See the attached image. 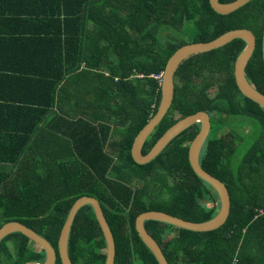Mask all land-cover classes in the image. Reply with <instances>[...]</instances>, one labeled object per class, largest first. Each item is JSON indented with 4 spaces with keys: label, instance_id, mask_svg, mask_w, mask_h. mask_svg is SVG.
Returning a JSON list of instances; mask_svg holds the SVG:
<instances>
[{
    "label": "trees",
    "instance_id": "16d2710c",
    "mask_svg": "<svg viewBox=\"0 0 264 264\" xmlns=\"http://www.w3.org/2000/svg\"><path fill=\"white\" fill-rule=\"evenodd\" d=\"M82 12L84 19L65 25L63 68L26 69L19 88L26 106L8 107L12 133L0 136V229L19 223L32 230L50 242L62 264L58 241L70 208L80 197H94L113 233L115 264H158L135 230L136 217L158 211L200 223L217 213L219 202L188 163L198 123L148 165L134 162L135 139L160 102L156 76L178 48L248 28L256 44L245 76L264 95V0L227 14L214 11L210 0H103ZM184 26L192 31L188 40L180 33ZM244 47L235 39L179 64L171 106L141 151L145 156L179 119L208 114L199 165L225 185L229 214L209 232L146 221L168 264H264V108L235 84L234 63ZM237 117L257 123L248 140L250 130L234 129ZM105 249L92 207L80 208L68 237L70 261L104 264ZM45 259L28 237L12 234L0 242V264Z\"/></svg>",
    "mask_w": 264,
    "mask_h": 264
},
{
    "label": "water",
    "instance_id": "95a60500",
    "mask_svg": "<svg viewBox=\"0 0 264 264\" xmlns=\"http://www.w3.org/2000/svg\"><path fill=\"white\" fill-rule=\"evenodd\" d=\"M249 1L250 0H235L231 3L222 4L219 3L218 0H210V5L217 13L227 14L244 6ZM235 39H240L245 43V47L236 58L234 63L233 74L235 84L243 96L255 102L261 108H264V95L258 92L255 87L249 83L245 76V67L255 50V36L248 28L231 29V31L220 35L210 42L186 44L178 48L170 56L162 73L160 102L157 111L154 116L145 124L144 128L140 131L133 144L132 158L134 162L138 166H145L155 160L171 143V141L177 138L181 133L194 126V124H200V130L191 142L188 149V163L192 172L214 190L219 202V209L217 213L211 218L207 219V221L200 223L189 222L186 221V219L180 218L178 216L158 211H146L136 217L135 230L143 244L153 254L158 264L168 263L156 241L144 228V223L146 221L161 222L178 229H184L193 232H209L218 229L226 222L230 210V197L225 185L215 177L203 172L199 165L201 150L210 133V121L207 113L200 111L179 119L163 134V136L156 142V144L145 156L141 155V151L146 140L153 133L154 129L158 126L171 106L174 93L173 78L179 64L190 56L207 53L218 49ZM261 53L264 68V29L261 41ZM84 206L92 207L96 222L102 231L106 244V258L104 264H115L116 245L113 233L110 231L108 224L106 223V219L103 215L99 202L95 198L89 196L80 197L70 208V213L58 241L59 255L62 264H72L68 257L69 232L76 213ZM12 234H20L24 237H28L32 242L45 251L46 259L43 263L27 262L25 264H56L57 252L47 239L37 235L32 230L19 223H7L2 225V228L0 229V242L2 239Z\"/></svg>",
    "mask_w": 264,
    "mask_h": 264
},
{
    "label": "crops",
    "instance_id": "0c3cea01",
    "mask_svg": "<svg viewBox=\"0 0 264 264\" xmlns=\"http://www.w3.org/2000/svg\"><path fill=\"white\" fill-rule=\"evenodd\" d=\"M103 0H0V136L12 133L9 106H26L21 84L26 69L63 68L65 25L84 19L86 4ZM61 42V43H60ZM23 94V95H22ZM3 145V143H1Z\"/></svg>",
    "mask_w": 264,
    "mask_h": 264
},
{
    "label": "rangeland",
    "instance_id": "374dc122",
    "mask_svg": "<svg viewBox=\"0 0 264 264\" xmlns=\"http://www.w3.org/2000/svg\"><path fill=\"white\" fill-rule=\"evenodd\" d=\"M187 25H191V23H188ZM165 29H167V28H165ZM191 32L192 31H191V29H188V26H184V28L181 29L180 33H183L182 34L183 38L185 40H188L191 37ZM213 93H214V91H213ZM234 120H235L234 129H236L237 131L244 133L245 131L250 130L249 131L250 133L247 132L248 135H247V139L246 140H248V138H250V135H254L257 132V130H258L257 123L255 121H253L252 119H250V118L237 117ZM244 151H245V149L242 148L239 151V154L244 153ZM237 160H238V156L236 157L235 162Z\"/></svg>",
    "mask_w": 264,
    "mask_h": 264
},
{
    "label": "built area",
    "instance_id": "2783aa9c",
    "mask_svg": "<svg viewBox=\"0 0 264 264\" xmlns=\"http://www.w3.org/2000/svg\"><path fill=\"white\" fill-rule=\"evenodd\" d=\"M156 79L159 81V85L161 84V80H162V74L156 76ZM260 213H264V209H260L259 210Z\"/></svg>",
    "mask_w": 264,
    "mask_h": 264
},
{
    "label": "flooded vegetation",
    "instance_id": "af4514ba",
    "mask_svg": "<svg viewBox=\"0 0 264 264\" xmlns=\"http://www.w3.org/2000/svg\"><path fill=\"white\" fill-rule=\"evenodd\" d=\"M209 121H210V119H209ZM92 198H94V197H92ZM96 199V198H95ZM97 200V199H96ZM98 201V200H97ZM99 202V201H98ZM100 204V203H99ZM93 210V209H92ZM102 210V209H101Z\"/></svg>",
    "mask_w": 264,
    "mask_h": 264
}]
</instances>
